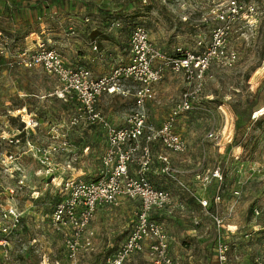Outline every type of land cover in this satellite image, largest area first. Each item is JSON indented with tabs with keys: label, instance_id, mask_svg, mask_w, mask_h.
I'll use <instances>...</instances> for the list:
<instances>
[{
	"label": "rangeland",
	"instance_id": "374dc122",
	"mask_svg": "<svg viewBox=\"0 0 264 264\" xmlns=\"http://www.w3.org/2000/svg\"><path fill=\"white\" fill-rule=\"evenodd\" d=\"M232 1L238 6L234 17L228 12ZM140 2L0 0V29L12 39L27 43L25 47H32L37 40L58 41L66 63L95 67L93 75L99 76L110 70V59H126L135 24L145 25L155 43L170 52L178 45L190 48L199 40L209 44L213 35L199 26L201 15L208 17L209 26L223 24L215 12L227 14L231 27L223 38L224 45L235 51L236 58L230 65L212 64L202 89V104L196 103L192 111L182 115L178 131L187 140V150L176 153L160 143L153 146L151 171L158 169L153 177L160 175L155 148L161 146L182 183L171 180L174 185L170 190L179 205L153 214L164 221L173 240L171 252L179 264H216L219 240L229 245L230 264H249L256 256L264 258V0H172V6L149 0L145 12L138 10L142 9ZM180 13L189 14V19L182 20ZM85 17L89 24L84 22V26ZM71 27L79 34H74L67 46L65 34ZM92 38L105 49L107 59H92ZM69 47L75 57L68 52ZM16 48L0 54V133L21 126L17 110L26 106L41 122L32 139L38 147H46L51 140L48 125L68 122L66 108L75 103L59 98L55 94L56 80L40 68L12 63ZM79 55L81 58H77ZM159 83L169 84L172 93L165 102L154 97L145 104L152 124L167 119L183 89L182 75L170 69ZM99 106L121 124L130 114L132 100L130 95L103 94ZM209 131L218 133L219 139L211 140ZM74 132L70 136L76 148L87 146L90 161L67 167L65 156H61L54 176L30 152L22 153L24 148L0 141V211L14 206L21 213L19 225L10 231L2 230L8 221L0 218V264H116L115 255L136 223L135 201L125 198L116 207H98L82 229L53 220L55 205L63 195L59 188L65 173L94 179L104 172L100 160L104 131L90 127ZM221 141L230 144L225 155L218 152ZM10 152L16 158L9 159ZM198 165L206 170L218 169L222 179L211 183L219 188L220 203H212L204 213L194 199L200 195L194 187L203 186L200 179L192 178ZM121 264L154 263L140 253Z\"/></svg>",
	"mask_w": 264,
	"mask_h": 264
},
{
	"label": "built area",
	"instance_id": "2783aa9c",
	"mask_svg": "<svg viewBox=\"0 0 264 264\" xmlns=\"http://www.w3.org/2000/svg\"><path fill=\"white\" fill-rule=\"evenodd\" d=\"M161 1L172 6V0ZM140 4L145 12L149 0H141ZM170 9L174 10L172 7ZM228 12L231 17L238 14L234 1ZM189 17V14L180 13L184 21ZM215 17L223 24L207 26L208 17L203 14L199 22L200 27L205 31L210 30L213 35L209 44L199 40L190 48L178 45L170 52L155 43L145 25L135 24L129 36L127 59L117 60L107 73L99 76H94L87 67L66 63L58 41L37 40L32 47L16 48V53L11 57L12 63L17 66L38 67L52 76L57 84L55 94L75 104L67 112L68 122L58 124L51 130V140L46 147H38L32 142L30 135L38 128L39 121L24 108L19 112L21 126L0 133V141L4 145L24 148L26 151L22 153L30 152L36 156L46 166L48 174L54 176L55 165L61 156H65L67 167L80 162L82 158L90 160L86 152L76 148L71 139L73 129L98 126L104 131L106 142L100 159L104 172L94 179L67 176L68 172L65 173L66 178L60 181L59 188L63 195L55 205L53 220L82 229L98 207H116L121 197L136 201V223L115 255L116 264L143 250L154 264H179L170 253V238L164 224L152 217L155 211L166 208L172 201L171 192L156 186L149 176L154 159L152 145L160 143L176 153L187 150V140L178 131L182 115L192 111L196 103L202 104L201 93L212 64L230 65L236 58L235 51L227 50L224 45L223 38L231 27L228 15L215 12ZM12 46H17L16 41L0 29V54L7 53ZM91 48L95 59L104 58L97 43L93 42ZM167 69L182 75L183 89L167 119L153 126L147 122L145 103L154 98V85L162 79ZM103 94H130L135 98L124 125L112 124L98 108ZM207 136L211 140L219 139L218 133L213 131H209ZM229 146L228 142L221 141L218 152L225 155ZM7 157L16 158L12 152ZM156 158L161 162L162 173L177 177L167 155L157 153ZM132 164H135L134 171L131 170ZM194 176L201 180V189L206 193L198 199L201 207L208 209L212 203L219 204V188L211 184L212 180H222L219 170H206L203 165H198ZM19 182H23L22 178H19ZM0 218L8 221L2 230L10 231L19 225L21 213L16 207L9 206L1 209ZM229 262V245L219 240L216 264ZM249 264H264V258L256 256Z\"/></svg>",
	"mask_w": 264,
	"mask_h": 264
},
{
	"label": "crops",
	"instance_id": "0c3cea01",
	"mask_svg": "<svg viewBox=\"0 0 264 264\" xmlns=\"http://www.w3.org/2000/svg\"><path fill=\"white\" fill-rule=\"evenodd\" d=\"M142 7V6H141ZM140 12H144L143 11V9H138ZM84 22H85V24H89V19L87 18V17H85V19H84V21L82 22L83 23V25L85 26V24H84ZM92 28V30H95L96 29V27L95 26H92L91 27ZM70 31H68L66 34H65V36H66V40H67V46H69L70 45V43H72V36L74 35V34H79V32L77 31V29H75V28H73V27H71L70 29H69ZM71 35V36H70ZM130 36V35H129ZM65 40V41H66ZM77 40V39H76ZM16 41V44H17V46H19V48L20 47H24V46H26V44H22V42L21 41H19V40H15ZM129 41V40H128ZM93 42H95L96 43V40L95 39H91V40H89V45H90V53H91V56H92V59L93 60H96V61H101V59H95L94 58V52H93V50H92V43ZM79 46H81V44L79 45ZM83 46V45H82ZM97 46H98V43H97ZM15 48H16V46H15ZM18 48V47H17ZM105 48V47H104ZM98 49L100 50V51H102L103 53H104V58L103 59H107V55H106V53H105V49H102V48H100L99 46H98ZM127 50H128V47H127ZM68 52H70V54H72L71 53V47H69L68 48ZM126 53H127V51H126ZM73 56H74V54H72ZM75 57V56H74ZM77 58H81V56L79 55V56H77ZM65 59V58H64ZM114 59V58H113ZM120 59H123V58H120ZM126 59H127V56H126ZM125 59V60H126ZM119 60V59H118ZM78 61L80 62L81 61V59H78ZM110 62H111V64L113 65L117 60H115V61H113L112 62V59H110L109 60ZM111 65V66H112ZM81 66H83V65H81ZM90 66H88L87 68L92 72V71H94L95 70V67H91V68H89ZM92 69V70H91ZM92 74H93V72H92ZM162 82V81H161ZM160 82V83H161ZM159 82L158 83H156L155 85H154V91H155V95H154V97L155 98H161L162 99V101L163 102H165V99L166 98H168L169 97V95L172 93V91L170 90V87H169V84H162V85H159L160 84ZM56 87H57V84H56ZM56 87H55V90H56ZM180 87H181V85H180ZM181 88H183V87H181ZM181 92V89L179 90V94H181L180 93ZM108 95H122V94H108ZM128 95H130V94H128ZM128 95H124V96H128ZM131 96V100H132V108H133V105H134V100H135V98L132 96V95H130ZM101 99V98H100ZM100 99H99V102H100ZM154 99V98H153ZM149 100H147L146 101V103L148 102ZM68 102H70V101H68ZM99 102H98V108L102 111V113H103V115L112 123V124H114V125H116V126H121V125H124L125 124V120L123 121V123H121V124H119V123H116V122H114L113 121V119H111L107 114H105L104 113V111H103V109L102 108H100V106H99ZM145 103V104H146ZM164 104V103H163ZM25 109V111L26 112H28V113H31V114H34V113H32V112H30V111H28L27 109H26V106H23V107H21V108H19L18 110H17V112L19 113L20 111H21V109ZM71 107H67L66 108V114H65V118H68V114H67V112H68V110L70 109ZM132 108H131V110H132ZM157 110V109H156ZM131 112V111H130ZM35 115V114H34ZM36 116V115H35ZM36 118H37V116H36ZM149 114H147V122L149 123V124H151V125H153V126H158L160 123H162L164 120H166L165 118L163 119V120H161V119H159V120H157L158 121V123H156L155 122V124H152L150 121H151V119L149 118ZM38 120V119H37ZM150 120V121H149ZM39 121V120H38ZM64 123H66V122H64ZM58 124H63V123H56V122H52L51 124H49L48 125V129H49V135L51 134V130L55 127V126H57ZM40 125H41V122L39 121V126H38V128L40 127ZM91 127H98V126H91ZM15 128V127H14ZM87 128H90V127H87ZM87 128H76V129H73V131H75L73 134H75V133H79L80 131H82V130H86ZM99 128V127H98ZM101 129V128H100ZM102 130V129H101ZM103 131V130H102ZM35 132H33L31 135H30V138H31V140H32V142H34V140L32 139V136H33V134H34ZM72 133V132H71ZM104 135H105V133H104ZM75 136V135H74ZM73 137V136H72ZM72 139V138H71ZM105 142H106V137H105V140H104V148H105ZM35 143V142H34ZM155 145V143L152 145V146H154ZM158 146V145H157ZM160 146V145H159ZM155 147V146H154ZM161 147V146H160ZM160 147H157V148H155L156 150H155V157H156V154L157 153H163V154H165V155H167V156H169L168 154H167V152L166 151H164V148H160ZM85 149H88V147L87 146H85V147H83V149H80V150H83L84 152H86L85 151ZM31 154V153H30ZM86 154H87V152H86ZM33 155V154H32ZM83 155H84V153H83ZM33 157L34 158H37L36 156H34L33 155ZM157 159V158H156ZM158 160V159H157ZM83 161H85V158H82L81 160H80V162H83ZM90 161V160H89ZM158 162H159V166H158V168H159V170L161 169V162L158 160ZM134 168H135V164H132L131 165V170L132 171H134ZM155 169L156 168H153L152 169V171H151V177L153 178V181H154V183H155V185L156 186H158V187H161V188H165V189H167V190H169L170 192H171V194H172V201H171V203L166 207V208H164V209H175L178 205H179V202H178V200L176 199V197L174 196V194H173V192L170 190L171 188V186H173L174 185V183L172 182L173 180H175L176 181V179H177V181H178V184H182L181 182H180V180L178 179V177H176V178H174V177H172L171 175H169V174H164L163 175V173L161 172V170L158 172L160 175H157V176H155L154 175V177H153V172L155 171ZM156 170H158V169H156ZM155 173V172H154ZM157 173V172H156ZM176 175H177V173H176ZM169 176V177H168ZM194 173H193V179H194ZM156 178V179H155ZM157 178H158V182H157ZM159 180H160V182H159ZM172 180V181H171ZM195 188V191H196V193H199L200 195H198V198H196V197H194V199H195V201H196V203L198 204V206H199V208H200V211L201 212H207L208 211V209H204V208H202L201 207V205L198 203V199L200 198V197H202V196H205L206 195V193L205 192H203L202 191V189H201V187H194ZM122 199H125L124 197H121L120 198V202H121V200ZM132 201H134V200H132ZM136 202V201H135ZM180 202H182V199L180 200ZM137 203V202H136ZM164 209H162V210H159V211H157V213H161ZM152 217L153 218H155V219H159L158 217V215H156V213L155 214H152ZM158 221H160V222H162L163 224H164V226H165V223H164V221L162 220V219H159ZM197 222V221H196ZM165 229H166V226H165ZM166 231H167V229H166ZM167 233H168V231H167ZM169 236V238H170V253H171V255L173 256V254H172V252H171V249H172V242H173V240H172V237L170 236V235H168ZM140 253H145L146 254V250H143V251H140V252H138V253H136V254H140ZM135 254V255H136ZM134 256V255H133ZM146 256H147V254H146ZM174 257V256H173ZM175 258V257H174ZM176 259V258H175Z\"/></svg>",
	"mask_w": 264,
	"mask_h": 264
}]
</instances>
